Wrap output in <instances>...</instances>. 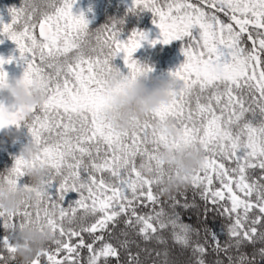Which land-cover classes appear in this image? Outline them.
Segmentation results:
<instances>
[{
    "label": "snow or ice",
    "instance_id": "obj_1",
    "mask_svg": "<svg viewBox=\"0 0 264 264\" xmlns=\"http://www.w3.org/2000/svg\"><path fill=\"white\" fill-rule=\"evenodd\" d=\"M76 3L24 0L22 7L9 9L10 23L0 18V35L17 44L19 60L27 65L26 82L39 81L47 92L44 105L31 109L30 117L0 102V129L26 125L32 141L41 146L37 159L48 168L46 180L37 189L38 204L26 202L12 216L0 212L8 233L0 245V264H16L15 232L34 221L47 224L55 238L32 264H110L111 258L120 264V251L107 242L105 231L121 217L126 226L138 227L145 240L171 228L175 243L189 247L195 229L179 222L175 208L194 204L186 200L181 204L172 197L171 214L163 208L151 215L138 214L145 201L160 203L163 180L172 175L159 156L162 148L180 145H170L156 128L158 122L168 120L178 124L184 145L199 144L205 152L203 166L185 178L183 188L192 186L213 206L224 202L223 214L233 218L228 229L234 239L230 247L239 250L245 243L264 244V0H200L199 4L134 0L132 11L150 10L158 18L154 22L163 39L151 41L153 45L189 39L184 48L186 62L171 73L182 87L172 93L169 104L127 132L101 117L110 99L103 81L120 53L125 54L129 75L135 77L140 68L134 54L148 34L136 30L122 40L120 28L113 23L97 29L93 43L85 14L73 12ZM205 4L216 11L206 12ZM219 12L232 22L220 20ZM197 27L200 31L194 36L192 30ZM13 59L0 57V82L8 76L4 65ZM28 166L18 157L13 175L2 179L31 188L30 181L22 183ZM214 181L218 186H213ZM181 189L175 191L185 195ZM73 192L79 198L65 207L66 197ZM156 239L164 242L162 235ZM127 244L121 241V246L127 248ZM84 249L86 262L81 257ZM192 250L201 257L197 264H205V247L197 243ZM214 251L227 253L229 249L221 248L216 239ZM259 255L264 259V248ZM228 260L234 264L231 255ZM130 261L138 264L135 255ZM236 264H255V260L241 253Z\"/></svg>",
    "mask_w": 264,
    "mask_h": 264
},
{
    "label": "clouds",
    "instance_id": "obj_2",
    "mask_svg": "<svg viewBox=\"0 0 264 264\" xmlns=\"http://www.w3.org/2000/svg\"><path fill=\"white\" fill-rule=\"evenodd\" d=\"M140 70L132 78L113 65L111 72L104 77L103 86L110 99L101 112V117L113 124L119 131H130L138 122H142L172 100V93L182 87L181 82L170 75L167 79H156L150 65L138 63ZM0 94H5L9 110H22L25 117L31 116V109L42 107L47 98L46 90L39 81L26 82L24 74L20 77L9 75L0 82ZM157 131H162L170 146L162 148L159 156L166 169L172 170L171 177H165L161 186L162 194H169L185 186V178L190 177L204 164L205 152L199 144L186 146L182 143V131L174 120L156 124ZM41 146L30 141L23 146L19 157L28 162L25 176L29 177L31 188L10 184L3 176L13 175V168L0 173V212L7 216L18 213L24 204L36 205L40 202L37 194L47 178L48 168L37 157ZM33 162L34 165H33ZM147 172V169H145ZM55 234L43 222H31L17 228L13 237L16 257L19 264H32L37 253L41 252Z\"/></svg>",
    "mask_w": 264,
    "mask_h": 264
},
{
    "label": "trees",
    "instance_id": "obj_3",
    "mask_svg": "<svg viewBox=\"0 0 264 264\" xmlns=\"http://www.w3.org/2000/svg\"><path fill=\"white\" fill-rule=\"evenodd\" d=\"M7 2L16 3L18 8L23 6L24 0H6ZM104 2V9L100 17L97 29L102 28L105 25H111L115 23L118 28H120L121 33L126 32V37L131 36L133 31L139 30L146 32L149 29V26L152 22V11L150 10H139L132 11L135 7H130L122 2V0H102ZM195 1V2H194ZM191 3H200V0H189ZM204 8L209 9L207 5H202ZM212 12H215V9H209ZM218 16H221L220 19H223L224 22H232L229 20V16L224 12L216 13ZM234 27L235 24H234ZM93 33V30H92ZM96 31L94 32L95 35ZM93 35V43L94 41ZM187 38V37H186ZM187 38V42L188 43ZM182 41L176 40L174 44H163L156 46L157 49L150 46L147 51H150L149 54L145 53V60L147 64L156 71L159 68H164L165 73H168L172 69V59L175 53H177L182 47ZM245 44L250 47L251 42L246 40L245 34ZM162 56L163 59L167 56V63L163 65L162 63L154 64V57ZM121 58L116 57L113 60V65L118 67L121 70ZM120 60V61H119ZM124 71V70H123ZM122 71V72H123ZM124 73V72H123ZM21 130V132L29 131L26 125H21L20 127H14L5 134L0 135V173H5L6 170L11 169L15 166V161L17 159L16 148L14 141L16 137L14 132ZM230 164L231 162H227ZM29 181V177L25 176L22 180L23 182ZM214 187L218 186V182L214 181ZM154 191L159 192V189H154ZM182 192L185 195H180L176 191H173L169 194H161L159 196L160 203L155 205L145 201L138 208V214H154V211H159L163 208L166 212L171 214L173 203L172 197L180 200L181 204L185 202L194 204V207L184 208L177 206L175 212L179 214V222L190 225L195 229V233L192 237V244L184 248L175 243L173 239V232L171 228L160 230L158 233L153 234L152 238L145 240L143 235L139 233L138 227L133 229L125 225L124 218H118L119 222L116 224H110L109 229L105 231V236L107 242L112 243L120 251V264H133L130 261V256L135 255L138 260V264H165L167 261L168 264H197V261L201 258L200 255L193 253V248L197 243L203 245L206 249V253L203 256L205 264H229L228 256L231 255L234 258V264H236V258L241 253L247 255L249 259H254L255 264H264V259L259 255V249L264 248V244L256 243L255 245L247 244L241 247L239 250L230 247L234 244V239L231 238L228 234V229L233 223V218H230L223 214L221 204L213 206L210 202H205L198 192H194L192 186H188L186 189L182 187ZM79 196L77 193H69L65 199L64 206L67 207L68 203L78 199ZM207 207L208 212L205 214V208ZM92 219V218H90ZM94 222V220H93ZM205 229L208 230L207 234ZM127 232L128 235L124 236L122 233ZM213 233H215L216 239L219 240L221 248H228L227 253L221 251H214L216 247V239L213 238ZM6 230L3 226V221H0V245L3 244L5 235H7ZM96 233L95 235H99ZM111 234V235H109ZM163 236L164 242H159L156 237ZM84 238L87 242H91V237L88 234H84ZM127 240V248L121 246V241ZM73 242H77L76 238L73 239ZM97 242V247H99ZM167 253V256H165ZM87 250H81V257L86 262L87 260ZM16 264H19L17 260ZM110 264H117L115 258L110 259Z\"/></svg>",
    "mask_w": 264,
    "mask_h": 264
},
{
    "label": "rangeland",
    "instance_id": "obj_4",
    "mask_svg": "<svg viewBox=\"0 0 264 264\" xmlns=\"http://www.w3.org/2000/svg\"><path fill=\"white\" fill-rule=\"evenodd\" d=\"M122 2H124V4L128 6V9H130V7L135 6L134 0H122ZM18 6L19 5H17L16 3L7 2L6 0H0V18L3 19L4 23H10L12 21V15L9 9L18 8ZM103 9H104V2L102 0H77V3L73 8V12L76 15H79L80 13L85 14L86 18L89 21L90 32L92 33V30H93L92 34L94 35V32L98 28V26L96 25L100 21V17H101ZM204 10L206 12H212L211 10L206 9V8H204ZM220 17L221 16H219V18ZM157 19L158 18L155 17L154 13L152 12V22L149 26V29L146 31V33L148 34V40L144 41L142 44V47L139 48L137 52L134 54V58L140 63L146 62L144 55L145 53L149 54L150 51H147V50L151 48L150 46L157 49L156 46L160 45V43H156L155 45H153L151 41H162L163 39L160 28L157 26V23L154 22ZM220 20L224 21L223 19H220ZM199 31L200 30L198 27L194 28L192 30L193 35L198 36ZM104 35H107V33H104ZM120 38L122 40H127L128 36L126 37V32L121 33ZM180 40L182 41L181 43L182 47L180 46L179 51L175 53L173 56L172 69H170L168 73H165L164 68H159L156 71L152 70V74L154 78L167 79L171 75L172 72L177 70L184 62H186L187 57L184 54V48L187 45L186 43L187 38L185 37ZM0 41H3L2 43H0V57H3L5 59H10L13 57L16 58V59H13L11 63H6L4 65L5 71L8 73L10 77H13V78L22 76L27 65L24 64L23 61L19 60L20 52H19L17 44L11 39L6 38L4 35H0ZM175 41L176 40L172 41L171 44H174ZM124 55H125L124 53H120L118 57L121 58L120 59L121 65H122L121 71L124 70L123 71L124 74L128 75L130 70L125 64ZM153 61L155 65H157V63H160V64L162 63L163 65H165V63H167V56L164 59L162 56L160 57L155 56ZM4 98H5V94H0V100ZM14 136H17L14 141V145L16 148L15 149L16 155L18 158L23 146L29 143L30 141H32V137L29 131L21 132V130H17L16 132H14Z\"/></svg>",
    "mask_w": 264,
    "mask_h": 264
},
{
    "label": "water",
    "instance_id": "obj_5",
    "mask_svg": "<svg viewBox=\"0 0 264 264\" xmlns=\"http://www.w3.org/2000/svg\"><path fill=\"white\" fill-rule=\"evenodd\" d=\"M0 102L4 103L5 105L8 104V101L6 99H4V100H2ZM13 127L14 126H9V127L4 128V129H0V135L3 134V133H5V132H7L10 129H12Z\"/></svg>",
    "mask_w": 264,
    "mask_h": 264
}]
</instances>
